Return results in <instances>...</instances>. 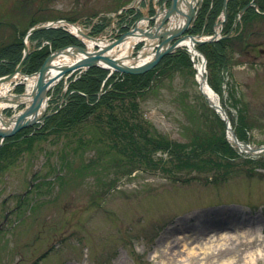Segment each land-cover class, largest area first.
I'll return each mask as SVG.
<instances>
[{
    "label": "rangeland",
    "instance_id": "1",
    "mask_svg": "<svg viewBox=\"0 0 264 264\" xmlns=\"http://www.w3.org/2000/svg\"><path fill=\"white\" fill-rule=\"evenodd\" d=\"M150 1L143 0L140 10L131 12L140 16ZM136 3L137 0H0V52L32 26L59 18L92 37L110 41L126 30L122 25L130 19L125 12L117 14L120 7H136ZM206 3L199 5L200 10ZM249 4L255 7L250 29L256 32L250 41H260L264 48V4L262 8L254 0ZM225 5L223 22L218 18L224 1L212 27L204 30L208 24L206 12L201 30L195 34L209 35L217 21L222 35L230 34V29L241 23L242 15L238 20L239 10L226 31L233 10L228 2ZM119 28L123 30L119 32ZM224 40L228 41H220ZM240 41L227 44L224 61L213 64L212 71L206 69L205 76L208 82H220L218 100L231 124H235L237 110L244 114L247 126L242 129L243 143L257 148L264 146V55L256 50H248L245 55ZM73 44L77 46L78 41ZM27 46L31 53L48 51L47 56L60 48L52 49L50 40L38 36L30 39ZM177 65L178 62L164 65L150 81L155 85L137 98L138 119L150 123L153 134L169 143L196 146L204 136L205 141L212 137L199 115L207 108L193 75L194 63L169 71ZM36 71L22 70L24 74ZM73 82V75L56 82L50 90L46 115H53L65 104V88L68 94L73 93L69 88ZM22 92V86L12 91ZM18 109H7L4 114L11 116ZM44 121L0 139L4 150L9 139L19 144L16 149L7 147L10 153L0 158V264H220L228 258L233 259L232 264H246L249 255L258 250L261 256L249 264H264V152L245 155L252 161L237 160L230 165H216L214 156L194 157V168L174 166L171 179L160 171L162 165L157 169L144 166L130 175H114L109 170L99 173V167H93L96 161L89 162L98 160L97 153L85 151L83 157L78 156L82 149L76 148L81 147L76 134L47 131L45 136L35 138ZM32 136L31 142L23 141ZM218 140V136L210 139ZM154 157L165 159L166 153L157 150ZM140 160L139 157L138 165ZM217 161L224 162L220 158ZM227 171L231 172L222 177ZM225 229L243 230V236L253 235L254 242L249 244L239 236L231 245L221 247L206 240L208 232ZM192 249L196 252L193 256L188 254Z\"/></svg>",
    "mask_w": 264,
    "mask_h": 264
},
{
    "label": "trees",
    "instance_id": "2",
    "mask_svg": "<svg viewBox=\"0 0 264 264\" xmlns=\"http://www.w3.org/2000/svg\"><path fill=\"white\" fill-rule=\"evenodd\" d=\"M206 7L202 8L196 19L195 25L192 29L193 33L201 30L203 25L202 18L204 13L209 12L207 16V26L204 30H208L212 27V23L222 6L223 0H204ZM250 0H229L228 5H231V21L228 24V29L231 26L233 18L236 13L245 7ZM259 8L264 4V0H254ZM210 4L211 7H207ZM207 9V10H206ZM255 7H249L242 15L241 25H237L234 32H243L253 22V16L255 15ZM240 30V31H239ZM14 40L12 43L3 47V51L0 52V76L10 73L16 66L21 58L22 43L21 39L23 34ZM44 37L51 41L52 49L71 45L74 43V38L62 29H48L34 33L30 39L35 37ZM239 40V35L233 38H229L228 41H218L212 44H204L199 47L207 59V69L212 71L213 64L221 63L224 61L223 52L225 47L229 43H236ZM219 44V45H218ZM48 51L43 49L40 51H34L29 54L23 65V71L25 73H32L36 71L46 58ZM216 55H220L216 57ZM5 60V61H1ZM178 62L179 66H172L169 71L174 70L176 67L180 69L190 66L191 61L189 55L185 51H180L178 54L165 56L152 71L138 75H120L114 73L107 78V71L101 68H90L85 71L78 79H76L71 85L70 90H74L73 93L68 94L65 104L59 111L51 116H48L43 127H41L37 133L34 134L35 138L39 136H45L48 132H64L66 134H76V139L79 141V146L82 151L78 152V156L83 157V152L89 151L98 154V160L90 159V163L96 161L93 167H99V173H104L106 170L113 171L114 175L117 173H126L130 175L135 169L143 168L157 169L159 165L163 166L160 171L166 172L165 175L172 178L174 166L177 165L187 168H194L191 163L192 158L200 159L201 157L208 158L214 156L213 160L217 163L230 165L232 161L245 160V162L252 161L253 159L241 156L227 143L224 138V125L219 117L206 106V110H201L200 116L204 120V124L209 126L208 133H212V137H219L218 141H205L203 139L198 141V145L192 146L191 143H185L180 145H174L169 143L164 137L153 134L150 129V123H143L139 121L137 98L143 95V91L148 92L155 83L150 85V81L155 78V75L161 71L164 65L169 63L175 64ZM167 67V66H166ZM162 68V69H161ZM154 75V76H153ZM104 86L101 89L102 82ZM209 84L218 93H220V82L215 84L212 79H209ZM104 91L98 96V93ZM145 92V93H146ZM82 93V94H81ZM144 93V94H145ZM236 124L235 134L239 140L245 141L244 133L242 129L247 126L246 118L241 111L236 112ZM195 122H193L194 124ZM192 125V123H191ZM215 125V126H214ZM216 127V128H215ZM220 130V132H219ZM222 130V132H221ZM218 131V132H217ZM207 133V134H208ZM23 134V132L21 133ZM34 137H27L24 142H31ZM22 141V142H23ZM18 141L9 139L5 141L6 149H2L0 146V158L10 153L7 147H14L19 145ZM213 143L214 145L210 144ZM206 146H205V145ZM3 146V145H2ZM11 147V148H12ZM18 147V146H17ZM16 149V146H15ZM159 150L166 153V158L155 159V152ZM77 153V152H75ZM101 154H103L101 156ZM109 157H108V156ZM116 159V162L114 160ZM140 157V165H138V158ZM220 158L224 162L217 161ZM89 163V164H90ZM68 165V163H66ZM186 164V165H184ZM165 166V167H164ZM168 166V167H166ZM92 168V165H90ZM66 168L61 167L60 170ZM145 170V169H144ZM227 171L222 175L228 176Z\"/></svg>",
    "mask_w": 264,
    "mask_h": 264
},
{
    "label": "water",
    "instance_id": "3",
    "mask_svg": "<svg viewBox=\"0 0 264 264\" xmlns=\"http://www.w3.org/2000/svg\"><path fill=\"white\" fill-rule=\"evenodd\" d=\"M226 1L227 0H224L222 21L225 18V14H226L225 12ZM166 2H169V5L168 7L164 8L162 12L161 9H159L158 11L155 12L154 16L152 17L143 16L141 19L135 22L133 28L126 31L118 39H115L110 43H106L103 46L99 45L102 43L98 41L96 38L91 37L83 33L82 31L78 30L77 31L78 35L82 36L83 38L89 41L95 42L93 47L97 48L98 53L92 52L87 47V45H84V47H80V46L62 47L50 53L46 57V59L44 60L38 71L35 73L39 78V85L35 90H32V96H33L32 105L28 109H26L23 113L17 116L13 125L11 126L6 125L3 126L5 129H0V139H4L10 134H13L14 132H17L21 129L33 126L36 123L43 122L47 116L45 114L47 99H48L47 93L63 75L69 72H74L77 70H86L87 68H91V67H100L103 69H108L110 73L115 71L121 74H141L155 67L164 56L174 52L179 47H181L180 44L183 40L188 39L192 41V43L196 46H200L204 43H212L217 41V39L214 38L216 37L217 34L215 31H213L214 33L212 36L213 38L210 40H201L200 35H190V34L184 35V33L187 31V28L189 27V25H191V23L195 18L196 12L199 7L198 0L194 4L192 3V1L189 0H165V3ZM249 6L250 4L244 7L243 9H241L239 12V16ZM177 17H179L182 20V23L179 27L177 26V28H175L174 26L172 27V22L175 19H177ZM143 20L146 22L154 21V24L152 27L148 29L144 27H139L140 22ZM59 25H64L66 27L76 26L75 24L68 23L66 20L61 19V20L50 21L44 24L34 25L31 28H29L22 37L23 54L20 62L17 64V66L15 67L12 73L0 77V84L11 82L13 78L21 74L23 64L28 54L30 53L29 48L27 46L28 37L34 34L35 32L43 31L47 29H54L59 27ZM131 34H142L147 39L153 41L154 48L156 50L153 58L150 61H148L145 65H143L142 67L127 68L124 67L122 64H120L121 62H119V60L116 61L112 58H106L101 56L100 53H103L106 50L118 46L124 41V39L127 36ZM143 42L144 44H146L145 41ZM69 49L73 50L74 52L81 53L88 58L82 61H75L70 64L58 65L55 68L56 73L52 76L48 75L53 59L59 56L60 53H63L65 51L67 52V50ZM202 64H204L203 59H202ZM109 65H111V67H109ZM208 103L210 107L215 109L223 116L226 125H228L227 116L225 115V113L221 111L219 107L211 100H209ZM11 118L12 116L7 117L8 120H10ZM233 140L241 152H245L250 155H256L264 151V147L253 149L247 145L242 144L237 140L235 135H233Z\"/></svg>",
    "mask_w": 264,
    "mask_h": 264
},
{
    "label": "bare ground",
    "instance_id": "4",
    "mask_svg": "<svg viewBox=\"0 0 264 264\" xmlns=\"http://www.w3.org/2000/svg\"><path fill=\"white\" fill-rule=\"evenodd\" d=\"M189 1H192V3L194 4L197 0H189ZM181 23H182V20L179 17H177V19H175L172 22V27L174 26L175 28H177V26L179 27ZM69 27L70 29L67 30L69 34L73 37L78 38L77 31L79 28L77 26L75 27L69 26ZM218 37L219 36H217V38ZM212 38L213 37H210V36H202L201 40H210ZM140 41L142 42L145 41L146 44L144 45L142 44L140 47H137L136 44L139 43ZM84 42L92 52L98 51L97 48L93 47L95 42L89 41L86 39H84ZM105 43L106 42H102V44H99V45L103 46ZM180 45L181 47L186 48L190 52V58H192V61L194 63V68L196 71V79H197V82H199V84L202 85V92L206 95V97L209 100H213L215 101V103L218 102L217 95L208 85L206 80H205V84L202 83V80H201L202 76H203V79H205V72H206V67H203L204 64H202L201 62V58L204 60V57L200 56L197 53L195 45L192 43V41L186 39V40H183ZM155 50L156 49L154 48V44L152 40L147 39L142 34H131L127 36L124 39V41L118 46L111 48L109 50H106L100 54L102 57L112 58L116 61L119 60V62H121L120 64H122L124 67L134 68V67H142L148 61H150L154 56ZM87 58L88 57L84 56L83 54L74 52L73 50L69 49L67 50V52L65 51L63 53H60L59 56L53 59L48 75H51V76L54 75L56 73L55 68L58 65L70 64L72 62L82 61ZM109 67H111V65H109ZM35 75H36L35 73L31 75H18L12 81V83L0 84V129H5L3 126H6V125L8 126L13 125L17 116L23 113L26 109H28L32 105V99H33L32 90H35L39 85V78L37 75L36 76ZM20 83H23V87H25V90L21 94L12 93V91L16 87L15 85H18ZM20 106H23V107L21 108ZM15 108H19V109L15 113L13 112V114L11 115L12 118L8 120L7 119L8 116L4 114L5 111H7V109L14 110ZM229 137H231L230 134H229ZM239 236H243V230H237V229L226 230L225 229V230H219L218 232H214V233L208 232L206 234V240L211 244H214L217 246L220 245L221 247H224L227 245H231L232 242L237 240ZM245 239H246L245 242H248L249 244L254 242L253 235H250L249 237H246ZM189 252L190 253L188 254L192 256L196 254V252L193 249L190 250ZM204 252H207V251H204ZM261 254H262L261 250H258V252L255 253V255L250 254L249 262H251L254 258L257 259L259 256H261ZM249 262H247L246 264H249ZM232 263H233V259L228 258L227 260H224L220 264H232Z\"/></svg>",
    "mask_w": 264,
    "mask_h": 264
},
{
    "label": "flooded vegetation",
    "instance_id": "5",
    "mask_svg": "<svg viewBox=\"0 0 264 264\" xmlns=\"http://www.w3.org/2000/svg\"><path fill=\"white\" fill-rule=\"evenodd\" d=\"M251 33L253 34V31L248 32L249 38L247 39L246 42L244 41V44L247 45V48H246L245 51H243V53L245 55H247L249 53L248 50H256L260 54L261 52L264 51V48H262V45H261L262 42H260V41H258V42L257 41H254V42L250 41V38L253 36ZM254 33H256V32L254 31ZM246 35L242 37V41L246 37Z\"/></svg>",
    "mask_w": 264,
    "mask_h": 264
}]
</instances>
